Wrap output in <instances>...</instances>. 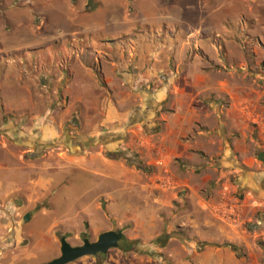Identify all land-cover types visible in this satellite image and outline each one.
I'll return each mask as SVG.
<instances>
[{"label":"rangeland","instance_id":"1","mask_svg":"<svg viewBox=\"0 0 264 264\" xmlns=\"http://www.w3.org/2000/svg\"><path fill=\"white\" fill-rule=\"evenodd\" d=\"M126 94L139 140L130 148L127 136L107 151L103 134L90 137L100 118L91 109ZM164 132L180 142L169 155ZM100 147L135 171L138 186L118 185L117 222L70 223L56 229V241L78 247L107 229L133 251L71 264H193L207 243L191 222L210 233L203 222L212 212L200 199L221 203L215 208L260 248L264 236L252 229L259 215L243 212L234 171L245 159L264 164V0H0V167L18 181L51 153ZM133 156L146 172L126 164Z\"/></svg>","mask_w":264,"mask_h":264},{"label":"crops","instance_id":"2","mask_svg":"<svg viewBox=\"0 0 264 264\" xmlns=\"http://www.w3.org/2000/svg\"><path fill=\"white\" fill-rule=\"evenodd\" d=\"M90 77L92 78V75ZM94 80L96 78L93 77L91 81ZM117 96L115 102L111 98H104L100 111H97L98 108L91 109V112L98 114L100 118L93 126L90 137L103 134V139L106 140L104 143L108 144L104 146L106 150L109 149L110 144L118 143L127 136V144L130 148L134 141L139 140L137 126L140 121L131 117L134 111L130 109L131 96L128 94ZM74 102L78 107L82 103L81 98H74ZM87 105L92 106L91 103L84 104L85 110ZM75 109V107L64 109V117L70 116ZM78 112L82 117L81 107ZM171 125L175 128L178 124L172 121ZM169 128L170 125L166 123V130ZM160 140L168 145V155L174 153L180 143L174 134L168 135L166 132L162 133ZM238 147L241 148L240 145ZM183 148L185 147L182 146ZM103 151L100 147L84 151L78 157L71 153L67 155L60 152L54 156L51 153L41 171H37L32 178L21 173L18 181L10 177L11 169L0 167V207L4 208L0 215V264H38L40 261H43V264L48 263L56 259L60 251V244L57 243L55 235L58 227L66 228L70 223H75L77 227L79 222L81 224L86 221L90 228L92 223L98 221H118V212H116L118 185L132 189L138 186V183L135 179H130L133 176L137 179L138 175L115 157L110 159L104 156ZM242 164L245 169L234 172L237 175L240 173V178L243 180L241 182L244 186L241 193L245 195L241 202L243 212L259 215L252 229H261L259 232L264 236V164L253 168L250 159H245ZM7 174L8 178H6ZM78 185H81L79 189ZM201 200L199 205L203 209L207 206L209 213L212 212L207 221L203 222V226L207 227L211 234L203 236L198 232L199 227L195 222H191V228L197 229L195 233L192 232L197 240L207 243V248L200 254L192 253L191 262L193 264H264V240L259 241L260 248L256 249L254 241L248 239L250 234L242 231L239 226H232L226 219L223 206L217 209L221 203L217 205L213 201ZM104 204L108 206L106 211L101 209ZM20 206L22 208H18ZM25 215L29 218L27 222L23 220ZM48 221L49 225L43 226ZM103 231L107 232V229ZM170 243L171 241L168 245ZM223 244L236 247L230 249ZM193 248L190 247L189 253Z\"/></svg>","mask_w":264,"mask_h":264},{"label":"water","instance_id":"3","mask_svg":"<svg viewBox=\"0 0 264 264\" xmlns=\"http://www.w3.org/2000/svg\"><path fill=\"white\" fill-rule=\"evenodd\" d=\"M259 162L264 163V154L257 156ZM23 220H29L28 215H25ZM124 237L120 231H107L100 234L95 242H89L84 239L82 245L78 247H71L64 237L59 239L60 256L45 264H71L84 257H94L98 254L105 255L110 250H115L118 243Z\"/></svg>","mask_w":264,"mask_h":264},{"label":"trees","instance_id":"4","mask_svg":"<svg viewBox=\"0 0 264 264\" xmlns=\"http://www.w3.org/2000/svg\"><path fill=\"white\" fill-rule=\"evenodd\" d=\"M108 158L110 159H114L115 155H107ZM126 164L130 167H134L135 170L137 171H140V172H146V168L142 165L141 161H139V159L136 157V156H133L129 159H126ZM61 238V237H60ZM122 245V247H121ZM201 248L207 246L206 244H201ZM225 247H228L230 249H234L235 247L231 246V245H224ZM132 244L130 243H127L125 240H121L119 243H118V247L117 249H120L122 250L123 253H126V252H129V251H133L132 249ZM198 250H201L200 248ZM100 256V254H98ZM96 255V256H98Z\"/></svg>","mask_w":264,"mask_h":264}]
</instances>
